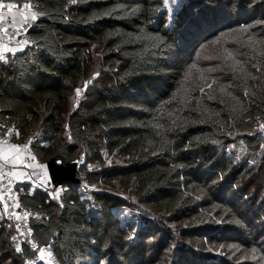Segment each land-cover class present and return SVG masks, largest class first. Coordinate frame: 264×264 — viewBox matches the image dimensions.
Returning a JSON list of instances; mask_svg holds the SVG:
<instances>
[{
	"label": "trees",
	"instance_id": "1",
	"mask_svg": "<svg viewBox=\"0 0 264 264\" xmlns=\"http://www.w3.org/2000/svg\"><path fill=\"white\" fill-rule=\"evenodd\" d=\"M5 1L38 19L32 45L0 63V130L44 165L86 164L79 184L17 186L39 250L54 264H233L209 251L233 246L264 260L247 224L264 212V0H183L171 14L164 0ZM2 218L0 264H44Z\"/></svg>",
	"mask_w": 264,
	"mask_h": 264
},
{
	"label": "built area",
	"instance_id": "2",
	"mask_svg": "<svg viewBox=\"0 0 264 264\" xmlns=\"http://www.w3.org/2000/svg\"><path fill=\"white\" fill-rule=\"evenodd\" d=\"M13 21L14 19L6 14L0 4V41L8 47L16 48L23 52L32 45V41L29 38L32 23L28 21L27 25H23V22L15 21L13 23ZM25 41L27 43H24ZM4 61L6 59L0 61V63ZM13 135V130L7 129L4 134L5 143L20 148L25 153V157L23 159L14 158L10 164H6L0 169V206L6 219L20 230L22 227L29 228L31 214L22 207L21 196L17 190L18 182L15 172L23 168L35 167V171L27 174L28 183L32 185L33 190L47 192L52 191L53 186L47 173L46 165L37 160L28 144L14 142ZM5 205H7V209H5ZM32 249L36 251L39 250V247L33 244Z\"/></svg>",
	"mask_w": 264,
	"mask_h": 264
},
{
	"label": "rangeland",
	"instance_id": "3",
	"mask_svg": "<svg viewBox=\"0 0 264 264\" xmlns=\"http://www.w3.org/2000/svg\"><path fill=\"white\" fill-rule=\"evenodd\" d=\"M181 1H183V0H164V2H165V11L166 12L168 11L169 14H171L174 11L178 10L179 4H180ZM99 52H100V50L98 48H94L93 49V53L97 57L99 56ZM209 54L210 53H206L204 55V57H203L204 61H210L211 56H209ZM195 55H196V53L194 54V56ZM98 76H99L98 74H95V75L92 74V76L90 77L91 79L88 80L81 88H78L80 90L79 95L77 94V90L78 89L76 90L75 96L71 100L70 107H69V109L67 111L66 123H68L70 116L74 113V111L76 110L77 106H79L84 93L88 90V88L91 86V84L98 78ZM105 160H106L108 169H113V168H115V164L121 163L120 160H116V162L113 161L111 156H109L107 154H105ZM84 166H86V164H85L84 158L82 157L81 158L80 168H82ZM88 168H90V167L88 166ZM95 188L96 189L99 188L100 190H108L106 185H100L98 188L97 187H92L91 189H95ZM114 192L122 194L119 191H114ZM59 194H60L59 192L51 193V195H53V197H56V198H58ZM228 198L231 199L232 197L229 195ZM260 199H263V196H261ZM243 210H244V212H248V208H244ZM137 214H139L137 211L126 210V211H124V219H127L128 221H130V220L135 221L136 220L135 215H137ZM250 214L251 215L247 214V216H248L247 217V220H248L247 224L250 225L251 223H254V226H255V228L253 229L254 230V234H255L254 236L257 239H260V242L262 244V242L264 243V231H263V228H261V227H263V225L260 224V221L262 220L261 216L264 214V212L261 215H256L254 218H253V213H250ZM142 216H144L143 213H141V217ZM258 220H260V221H258ZM0 223H4V219L2 218L1 214H0ZM13 233H14L13 237H15V239H13V237H12V243L15 244L16 248L19 247V243L20 242H25L26 244H30L31 246L33 244L37 245L36 242H34V240L31 237V232L28 231L27 228L22 227L21 231H17L16 230ZM36 251H38V253H37V261H40L41 263H44V264H54V259H53V256L51 255V251H50L49 248L45 247V248H41L40 250H36ZM209 251L211 253H214L215 255H217L216 256L217 258L227 259L228 262H232L233 264H244V263H249L250 262L249 260L245 259V257H242L240 255L241 251L239 249H236L235 247H231V249H228V252L230 254L229 257H226L224 255L225 251H222L221 249H219L216 252H214L212 250H209ZM252 263L253 264H264V260L258 258V259H254L252 261ZM7 264H11V263H7ZM27 264H34V262H29Z\"/></svg>",
	"mask_w": 264,
	"mask_h": 264
},
{
	"label": "crops",
	"instance_id": "4",
	"mask_svg": "<svg viewBox=\"0 0 264 264\" xmlns=\"http://www.w3.org/2000/svg\"><path fill=\"white\" fill-rule=\"evenodd\" d=\"M0 4L4 8L6 14L10 15L16 22H23L25 17H28V21L30 23L35 22L31 20V16L35 14L32 6L25 8L23 7V5H17L15 3L6 2L5 0H0ZM9 5H16V6L9 8ZM5 48L11 49L12 51L5 52ZM17 53H20L18 49L8 47L2 44V42L0 41V55H3L5 59ZM24 157H25V153L20 148L5 143L4 134L2 130H0V169L6 164H10L14 158L23 159ZM35 169H36L35 167L33 168L27 167L17 170L15 172V177L17 179L18 185L28 183L27 174L35 171ZM0 214L3 215L1 206H0Z\"/></svg>",
	"mask_w": 264,
	"mask_h": 264
},
{
	"label": "water",
	"instance_id": "5",
	"mask_svg": "<svg viewBox=\"0 0 264 264\" xmlns=\"http://www.w3.org/2000/svg\"><path fill=\"white\" fill-rule=\"evenodd\" d=\"M81 160L76 158L67 161L63 156L57 155L46 163L47 173L55 190L61 189L65 184H79L78 171Z\"/></svg>",
	"mask_w": 264,
	"mask_h": 264
},
{
	"label": "snow or ice",
	"instance_id": "6",
	"mask_svg": "<svg viewBox=\"0 0 264 264\" xmlns=\"http://www.w3.org/2000/svg\"><path fill=\"white\" fill-rule=\"evenodd\" d=\"M71 2L72 3H75L76 2V0H71ZM16 5H9V8H11V7H15ZM32 5L29 3V4H25V5H23V7H25V8H28V7H31ZM106 15H110L111 13L109 12V13H105ZM38 19V17H37V15L36 14H33L32 16H31V20L32 21H36ZM13 23H15V20L13 21ZM28 24V17H25L24 18V20H23V25H27ZM24 43H27L26 41L24 42ZM9 51H12L11 49H8V48H5V52H9ZM231 57V54H229L227 57H225V59H228V58H230ZM5 59V57L3 56V55H0V61H2V60H4ZM232 68H233V71H235L236 69H235V66L233 65L232 66ZM216 69H209V71H215ZM222 91H223V89H222ZM79 93H80V90L78 89L77 90V94L79 95ZM245 95H247V93H245ZM262 128H264V125H262ZM5 209H7V205H5ZM17 219H19V217H17ZM13 239H15V237H13ZM233 247H235V246H233ZM16 251L17 252H20L21 251V249L19 248V247H17L16 248Z\"/></svg>",
	"mask_w": 264,
	"mask_h": 264
}]
</instances>
